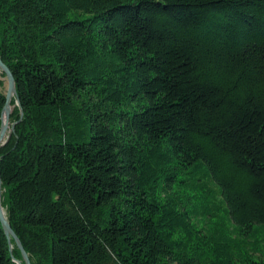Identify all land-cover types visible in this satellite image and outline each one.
<instances>
[{"label": "trees", "instance_id": "trees-1", "mask_svg": "<svg viewBox=\"0 0 264 264\" xmlns=\"http://www.w3.org/2000/svg\"><path fill=\"white\" fill-rule=\"evenodd\" d=\"M0 56L32 264H264V0H0Z\"/></svg>", "mask_w": 264, "mask_h": 264}, {"label": "water", "instance_id": "water-1", "mask_svg": "<svg viewBox=\"0 0 264 264\" xmlns=\"http://www.w3.org/2000/svg\"><path fill=\"white\" fill-rule=\"evenodd\" d=\"M0 69L6 74L7 80H8V88L7 92L5 94L6 97V102L3 107L2 113H1V119H2V124H1V129H0V142L4 139V136L6 134L7 128H8V123L10 119V113H11V100L12 96L16 94V85H15V78L10 70V68L7 66V64L2 60L0 56ZM16 101L19 103V98L16 95ZM12 129L14 130V124L12 126ZM0 221L2 223L4 232L8 238L9 241L13 238L20 249L22 253L23 260L25 261L26 264H32L30 256L28 252L26 251L20 237L18 234L14 231L12 228L5 212L2 207V178H1V173H0ZM18 264H23L20 260H16Z\"/></svg>", "mask_w": 264, "mask_h": 264}, {"label": "rangeland", "instance_id": "rangeland-1", "mask_svg": "<svg viewBox=\"0 0 264 264\" xmlns=\"http://www.w3.org/2000/svg\"><path fill=\"white\" fill-rule=\"evenodd\" d=\"M3 73L4 72L0 69V90L6 94L7 88H8V80H7V76L3 75ZM17 104L18 103L16 101V94H14L12 96V100H11V113H10L8 128H7L6 134L4 136V139L0 142V146L4 145L9 140L10 136L12 135L13 131L15 130V122L11 119V114H12L15 106H17ZM1 124H2V119H1ZM1 124H0V129H1ZM13 124H14V130L12 129ZM2 207L4 209L6 216H7V211H6V208L3 206V204H2Z\"/></svg>", "mask_w": 264, "mask_h": 264}]
</instances>
